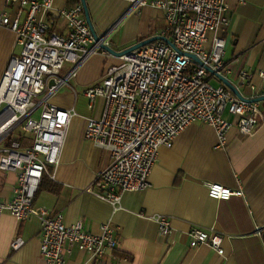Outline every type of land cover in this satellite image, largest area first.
Instances as JSON below:
<instances>
[{"label":"built area","instance_id":"built-area-1","mask_svg":"<svg viewBox=\"0 0 264 264\" xmlns=\"http://www.w3.org/2000/svg\"><path fill=\"white\" fill-rule=\"evenodd\" d=\"M7 1L18 2L17 13L11 20L0 12V27L14 34L19 55L10 57L0 76V172L14 173L15 186L9 200L0 199V215L9 214L18 222L32 216L38 219V251L45 264H68L65 256L72 253L73 245L92 259L99 258L117 245L108 224L94 235L81 220L66 224L61 213L33 205L47 167L59 162L74 115L47 99L67 82V77L58 76L64 63L74 66L72 74L100 49L99 43L87 26L80 0L58 12L65 22V34L52 32L45 21L53 0ZM130 1L145 5L144 0ZM150 5L163 11L169 43L159 40L120 56L119 63L107 67L100 82L83 93L89 109L94 100L102 101L100 116L86 119L83 138L108 153L109 163L94 182L99 186L97 196L113 210L120 209L124 192L148 186L159 149L170 148L190 124L211 127L216 147H224L231 128L243 136L252 134L260 116L257 102L241 101L227 88L210 83L216 75L227 73L222 60L225 40L219 34L228 23L224 0H153ZM207 34H212L208 48ZM259 75L264 78V73ZM248 79L245 71L240 72L241 83L253 89ZM260 96H264V87ZM225 111L236 117L235 124L222 117ZM16 128L21 133L4 144ZM206 187L214 200L242 195L218 183ZM150 219L162 235L170 233L167 218L156 215ZM188 236L190 248L206 245L219 256L224 254L222 235L192 229ZM24 245L20 237L10 241L12 251Z\"/></svg>","mask_w":264,"mask_h":264},{"label":"crops","instance_id":"crops-1","mask_svg":"<svg viewBox=\"0 0 264 264\" xmlns=\"http://www.w3.org/2000/svg\"><path fill=\"white\" fill-rule=\"evenodd\" d=\"M144 1L141 6L130 0H85V4L95 33L106 37L109 47L119 51L153 36L169 38L163 11L150 5L153 0ZM78 2L53 0V9L45 20L52 32L66 33L58 12ZM224 4L228 23L219 32L225 40L224 77L243 98H256L264 87V78L259 75L264 73V0H224ZM17 9V1L0 0V12L11 20ZM23 18L24 14L20 20ZM211 37L207 34V48ZM18 50L14 34L1 26L0 76L10 57L19 55ZM118 63V57L101 49L72 74L74 66L68 63L60 75L67 77L66 84L47 99L74 115L65 132L59 162L47 167L33 205L61 213L66 224L81 220L85 230L94 235L108 224L117 240L114 248L96 259L73 245L72 253L65 256L66 263L264 264V101L257 102L260 116L253 133L243 136L233 127L224 147H216L211 127L190 124L174 138L170 148L159 149L148 186L124 192L120 209L113 210L97 196L99 186L94 182L109 163L108 153L83 138L86 119L100 116L102 101L94 100L89 109L83 93L100 82L107 67ZM242 71L249 75L247 82L253 89L241 83ZM212 80L215 87H225L219 79ZM222 117L236 122V117L226 111ZM208 183L240 190L242 195L223 201L211 199ZM14 186L15 174L0 172V199L9 200ZM156 215L168 219V235H162L150 219ZM38 223L34 216L18 222L9 214L0 215V264H45L38 251ZM192 229L222 235L224 254L219 256L206 245L190 248L188 234ZM15 237L22 238L25 245L12 251L10 241Z\"/></svg>","mask_w":264,"mask_h":264},{"label":"water","instance_id":"water-1","mask_svg":"<svg viewBox=\"0 0 264 264\" xmlns=\"http://www.w3.org/2000/svg\"><path fill=\"white\" fill-rule=\"evenodd\" d=\"M81 2V5L83 8V13H84V17H85V20H86V23H87V26L91 32V35L93 36V39L95 42L99 43V47L101 50L107 52L109 54V56H115V57H120L124 54H127L135 49H138L140 47H143L147 44H150V43H153L155 41H159V40H162L169 43V41L164 38V37H160V36H153V37H150L148 39H145V40H142V41H139L127 48H124L122 50H114L112 47H109L110 45L108 43H106V37H100L98 36L96 33H95V30L93 28V25L91 23V20H90V17H89V13H88V10H87V7H86V4H85V0H80ZM194 60H196L194 57H192ZM217 79H219L221 81V83L227 87L229 90H231V93H233L238 99H240L241 101H245V102H250V103H256V102H260V101H264V96H258L256 98H251V99H245L243 98L239 92L237 91V89L228 82V80L221 76V75H216ZM53 84V81H50L49 82V86Z\"/></svg>","mask_w":264,"mask_h":264},{"label":"rangeland","instance_id":"rangeland-1","mask_svg":"<svg viewBox=\"0 0 264 264\" xmlns=\"http://www.w3.org/2000/svg\"><path fill=\"white\" fill-rule=\"evenodd\" d=\"M67 65H68V63H64V65L62 66V68L59 71V75L58 76H60L61 74H63V67L64 66H67ZM60 77H62V76H60ZM210 83L213 86L216 85V82H214L213 80L210 81ZM19 130H20V128H16L14 131H11V133L6 137V140L4 141V144H7L11 139L17 138V136L21 133Z\"/></svg>","mask_w":264,"mask_h":264},{"label":"trees","instance_id":"trees-1","mask_svg":"<svg viewBox=\"0 0 264 264\" xmlns=\"http://www.w3.org/2000/svg\"><path fill=\"white\" fill-rule=\"evenodd\" d=\"M42 179H43V176H42V178H41V180H40V183H41ZM38 184H39V183H38ZM39 186H40V184H39ZM39 186H38V187H39Z\"/></svg>","mask_w":264,"mask_h":264}]
</instances>
